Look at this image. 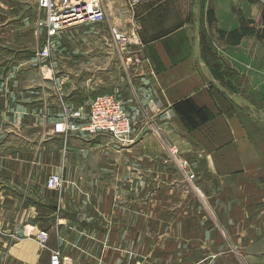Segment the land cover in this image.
<instances>
[{"label":"crops","instance_id":"0c3cea01","mask_svg":"<svg viewBox=\"0 0 264 264\" xmlns=\"http://www.w3.org/2000/svg\"><path fill=\"white\" fill-rule=\"evenodd\" d=\"M104 6L100 25L110 28L113 43L105 32L84 34L89 43L64 48L53 63L59 76L51 86L67 89L64 100L81 115L111 89L132 116L130 142L55 132L60 112H43L48 136L32 157L21 156L19 181L43 185L62 174L67 193L60 205L81 193L99 201L89 209L90 231L110 224L111 231L131 233L115 240L127 253L100 264L138 255L144 264H264V0H104ZM112 29L133 42L125 48ZM128 57L137 59L135 69H128ZM77 95L83 100L75 103ZM174 153L189 162L194 180L175 175ZM84 184L89 192L80 190ZM156 200L164 207L155 209ZM155 214L163 224L141 218ZM40 230L38 223L6 230L0 264H49L52 251L40 244Z\"/></svg>","mask_w":264,"mask_h":264},{"label":"rangeland","instance_id":"374dc122","mask_svg":"<svg viewBox=\"0 0 264 264\" xmlns=\"http://www.w3.org/2000/svg\"><path fill=\"white\" fill-rule=\"evenodd\" d=\"M46 19L45 12L34 0H0V238L1 235L5 236L6 230L11 226L38 223L41 227L38 235L41 231L48 235L44 245L40 243L45 250L64 251L63 253L71 256L75 264H100L101 261L114 258L123 251L126 254L124 249L116 247L115 240L117 236L127 235L130 238L131 233L111 231L110 224L102 233L99 227L90 231L95 225L89 222L93 218L89 216V209L97 207L94 202L99 201L88 200L86 195L81 193L69 204L64 206L63 202L60 205L58 199L61 196L64 198L67 193L64 177L63 185L59 189H52L48 184L25 185L19 181L23 162L21 156L32 157L35 154L36 142L43 145L41 139L48 136L47 133L45 135L46 129L42 123L43 112H60L54 124V130L58 133L78 132L68 130L67 127L82 121L69 116L68 110L71 113H78L75 111L79 109L73 106L77 104L65 101L64 94L67 89L60 91L52 88L51 81L57 80L59 76L52 70L53 63L61 59V53H65L64 48L82 49L85 43H89L88 40H84V34L105 32L109 39L107 42L113 43L110 28L100 23H83L69 27L60 32L61 37L57 40L59 33L55 36L49 34ZM112 34L115 37L113 29ZM132 42L133 40L120 41L125 48ZM46 48L49 50L47 56L43 55ZM127 59L131 62L128 69H135L137 59L133 57ZM41 80H44L46 86H38ZM105 94H112L124 103L121 97L111 92V89L102 95ZM56 98L57 101L54 102ZM75 99L77 103L78 100H83V96L77 95ZM57 103L59 110H55L58 109ZM89 109L90 106L85 113H88ZM105 136L111 144L118 146L130 142L129 139L123 141L110 133ZM176 162L178 169L175 175L184 174L189 180H194L195 174L190 172L189 162L178 157ZM55 174L59 173L47 175V183ZM26 186L30 187V190H27ZM80 190L89 192L91 186L84 184ZM29 193L41 195L38 200H34L27 196ZM116 204V201H107L109 208H114ZM158 207H164V201L156 200L155 209ZM141 218L150 225H160L164 221V216L156 214ZM100 234L105 237L102 243ZM151 234L153 235L152 232ZM100 246L103 248L100 249ZM102 254H105L104 258ZM116 259L114 262L118 260ZM144 261L145 258L138 255L120 264H144Z\"/></svg>","mask_w":264,"mask_h":264},{"label":"built area","instance_id":"2783aa9c","mask_svg":"<svg viewBox=\"0 0 264 264\" xmlns=\"http://www.w3.org/2000/svg\"><path fill=\"white\" fill-rule=\"evenodd\" d=\"M37 6L46 14V26L51 36H55L61 31L83 23H104L106 20V10L104 0H34ZM115 38L118 41L129 42L131 36L115 31ZM49 50H43V55L47 56ZM69 116L80 123L68 126V130L83 133L98 134L110 133L114 137L128 141L133 130V120L126 111L124 103L112 94L100 95L90 105L86 115L71 113ZM187 164V163H186ZM63 176L52 175L48 179V187L59 189L63 185ZM40 243L44 245L48 235L41 231L38 235ZM49 264H73L69 255L60 250L52 251Z\"/></svg>","mask_w":264,"mask_h":264}]
</instances>
